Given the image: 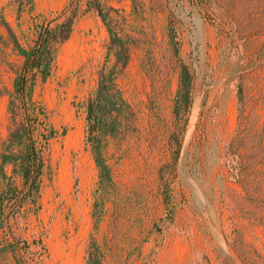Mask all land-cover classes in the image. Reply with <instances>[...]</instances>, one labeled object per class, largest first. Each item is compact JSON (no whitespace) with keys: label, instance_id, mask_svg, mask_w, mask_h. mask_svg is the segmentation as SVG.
<instances>
[{"label":"rangeland","instance_id":"1","mask_svg":"<svg viewBox=\"0 0 264 264\" xmlns=\"http://www.w3.org/2000/svg\"><path fill=\"white\" fill-rule=\"evenodd\" d=\"M102 1L119 8L135 36L119 76L131 109L105 137L114 184L95 230L99 170L85 143L83 102L98 85L109 32L90 10L61 47L54 74L36 89L60 134L51 141L42 209L18 230L30 241L44 240L45 247L33 244L32 264H87L92 235L106 264H264V0ZM67 2L35 0L32 13L27 1L0 0V144L9 134V91L24 59L4 20L29 45L32 16ZM183 64L195 82L186 125L174 111ZM73 132L78 137L68 144ZM232 140L235 153L245 151L255 183L248 196L224 159ZM1 263L14 259L2 256Z\"/></svg>","mask_w":264,"mask_h":264},{"label":"trees","instance_id":"2","mask_svg":"<svg viewBox=\"0 0 264 264\" xmlns=\"http://www.w3.org/2000/svg\"><path fill=\"white\" fill-rule=\"evenodd\" d=\"M19 1H27L30 11H35V0ZM90 10L97 11L109 32L108 50L99 70L98 85L83 102L86 113L85 143L99 170L92 211L95 230L102 220L105 192L114 184L112 168L106 156L105 137L120 129L131 109L119 85V76L130 61L135 36L127 30V17L119 8L102 0H68L60 10L32 16L31 28L35 38L29 45H24L14 27L4 20L14 49L24 59L15 70L13 89L9 91V134L0 144V264L1 257L8 255L13 257L14 264H32L29 254L33 244L45 247L43 238L30 241L18 231L23 222L33 214L38 215L42 209L43 187L51 173V141L60 134L51 122L46 106L36 99V89L54 74L61 47L72 37L79 19ZM175 51L180 54V46L175 45ZM194 83L191 69L183 64L174 106L177 117L185 118L190 113ZM238 96L243 102L241 86ZM187 123L188 117L184 125ZM234 143L232 140L227 146L224 159L248 196L254 193L255 183L247 173L245 151L238 149L235 153ZM178 158L179 152L175 160ZM164 199L168 209H171L167 218L173 220L175 211L167 191L164 192ZM105 255L99 240L92 235L87 248V264H106Z\"/></svg>","mask_w":264,"mask_h":264},{"label":"bare ground","instance_id":"3","mask_svg":"<svg viewBox=\"0 0 264 264\" xmlns=\"http://www.w3.org/2000/svg\"><path fill=\"white\" fill-rule=\"evenodd\" d=\"M78 137V133L77 132H73L68 136V144H71V142Z\"/></svg>","mask_w":264,"mask_h":264}]
</instances>
